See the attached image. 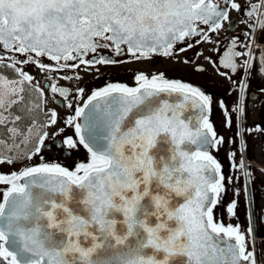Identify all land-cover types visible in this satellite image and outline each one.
I'll return each instance as SVG.
<instances>
[{"label":"snow or ice","instance_id":"6c2138e0","mask_svg":"<svg viewBox=\"0 0 264 264\" xmlns=\"http://www.w3.org/2000/svg\"><path fill=\"white\" fill-rule=\"evenodd\" d=\"M229 3L243 11L235 0L223 8L220 0H0V49L25 57L9 56L5 64L0 56V69L18 74L0 71V126L11 141L0 136V146L15 152L0 151V164L39 153L47 137L17 124L35 121L43 99L17 64L47 72L117 63L100 54L108 48L136 60L170 56L194 36L209 40L200 25L221 29ZM259 8L247 15L258 16ZM258 23L264 29V19ZM240 55L229 49L224 67L235 71ZM136 80L137 87L113 83L94 91L66 120L79 138L64 143L83 145L88 162L0 173V264H257L239 226L214 216L225 175L209 150L224 142L209 120L211 98L163 74ZM49 87L69 96L67 88ZM49 119L55 124L56 113Z\"/></svg>","mask_w":264,"mask_h":264},{"label":"flooded vegetation","instance_id":"af4514ba","mask_svg":"<svg viewBox=\"0 0 264 264\" xmlns=\"http://www.w3.org/2000/svg\"><path fill=\"white\" fill-rule=\"evenodd\" d=\"M235 2L243 11L232 9L229 3V19L217 32L200 25L209 40H204L203 35L194 36L178 43L170 56L153 55L150 59L136 60L130 53L117 56L108 48L100 50V54L117 63L80 65L75 69L47 72L37 64H17L16 67L31 75L32 83L43 90L44 109L50 114L56 113V123L48 124L47 137L39 153L22 160L14 159L12 163L5 161L0 164V173L40 163H58L72 170L77 164L88 162L90 154L83 145L68 148L64 143L68 137L79 138L74 126L66 123L69 116L75 115L74 109L83 107L94 91L109 84L137 87V75L163 74L166 79L191 85L211 98L209 120L224 142L209 150L225 175V190L214 209V216L225 225L239 226L246 236L249 251L256 254L257 264H264V29L258 23V17L264 19V0ZM255 4L260 5L258 16L249 17L247 14ZM220 6L225 7L224 0H220ZM229 49L244 53L235 57V71L222 63ZM249 50L251 57L247 55ZM0 56L5 57L4 63H11L7 59L9 56L25 59L19 53L2 49ZM40 60L55 64L46 57ZM245 60L249 61L247 65ZM52 83L67 88L69 96L53 93L49 87ZM80 89H83L82 95ZM69 102L72 108L67 106ZM78 122L81 123V118ZM3 134H7V127L0 126V136ZM241 161L244 168L238 166ZM233 203L236 206L230 213L228 208Z\"/></svg>","mask_w":264,"mask_h":264},{"label":"water","instance_id":"95a60500","mask_svg":"<svg viewBox=\"0 0 264 264\" xmlns=\"http://www.w3.org/2000/svg\"><path fill=\"white\" fill-rule=\"evenodd\" d=\"M5 64H9V63H5ZM0 71H3L5 74H7L9 76H17L18 75L17 73L13 72L9 68H3V69H0ZM33 85H35V84H33ZM40 103H41V107L39 109H37V117L38 118L35 121L25 119L22 122H17L18 126L27 127L30 125H34V131L35 132H46L47 126L50 123L49 118L51 117V114L49 112L45 111L43 99L40 101ZM14 111H15V109H14ZM86 111H87V109H86ZM191 112H192V114H194L195 110H191ZM186 114H188V113L186 112ZM83 122H84V118L81 117V124H83ZM42 124H43V127H41ZM2 137L6 141H9V144H10V135H9L8 131H7V134H3ZM19 147H20V149H24L25 145L20 144ZM28 147H31V145H28ZM0 151H2L4 154H7V155H12V156L15 155V152H11V153L7 152L6 148H4V146H0ZM263 220H264V213H263Z\"/></svg>","mask_w":264,"mask_h":264}]
</instances>
